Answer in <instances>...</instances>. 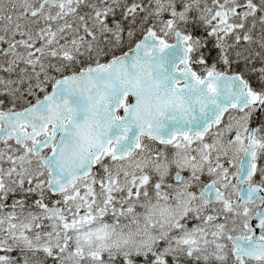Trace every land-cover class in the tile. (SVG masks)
<instances>
[{
    "label": "snow or ice",
    "instance_id": "6c2138e0",
    "mask_svg": "<svg viewBox=\"0 0 264 264\" xmlns=\"http://www.w3.org/2000/svg\"><path fill=\"white\" fill-rule=\"evenodd\" d=\"M0 264H264V0H0Z\"/></svg>",
    "mask_w": 264,
    "mask_h": 264
}]
</instances>
